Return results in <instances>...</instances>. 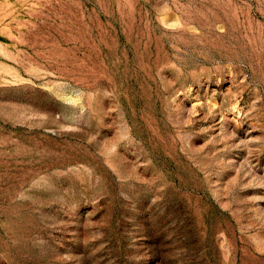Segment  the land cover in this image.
Masks as SVG:
<instances>
[{
  "label": "rangeland",
  "instance_id": "1",
  "mask_svg": "<svg viewBox=\"0 0 264 264\" xmlns=\"http://www.w3.org/2000/svg\"><path fill=\"white\" fill-rule=\"evenodd\" d=\"M0 264H264V0H0Z\"/></svg>",
  "mask_w": 264,
  "mask_h": 264
}]
</instances>
